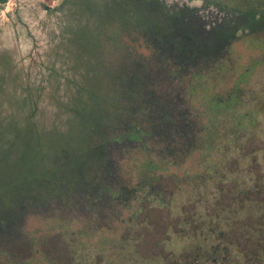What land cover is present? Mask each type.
<instances>
[{
	"label": "rangeland",
	"instance_id": "1",
	"mask_svg": "<svg viewBox=\"0 0 264 264\" xmlns=\"http://www.w3.org/2000/svg\"><path fill=\"white\" fill-rule=\"evenodd\" d=\"M80 1L0 0V55L10 58L2 66L15 79L0 92V117L23 97V126H36L45 141L43 129L61 133L77 120L64 101L80 83L89 87L84 77L95 76L90 86L102 97L122 95L97 98L108 109L107 117L93 116L96 127L104 120V134L93 131L83 144H99L101 162L95 149L83 166L78 155L94 147L79 153L70 136L73 152L58 149L54 158L43 156V167L32 164L37 172L60 167L30 174L23 189L37 187L33 198L13 206L0 198V264H264V25L242 28L244 10L264 0H157L147 7L154 25L164 22L163 35L138 26L139 16L100 15L107 0L83 17ZM171 9L186 10L202 41L221 26L239 28L215 53L181 61L164 39ZM104 22L105 44H93L98 67L86 57L71 61L70 34L100 33ZM143 127L147 134L137 137ZM89 132L84 126L79 136ZM5 146L13 149L8 140ZM15 154L0 157V188L25 180ZM205 167L212 171L206 178L193 174ZM218 241L228 253L211 247Z\"/></svg>",
	"mask_w": 264,
	"mask_h": 264
},
{
	"label": "trees",
	"instance_id": "2",
	"mask_svg": "<svg viewBox=\"0 0 264 264\" xmlns=\"http://www.w3.org/2000/svg\"><path fill=\"white\" fill-rule=\"evenodd\" d=\"M3 1H6V0H3ZM82 1L79 2L78 4L79 7H77V9H79L81 13H83L84 15L83 17H85L87 12L90 14L91 11H93V8H100L102 7V4H103V2L99 0H82ZM137 2L139 3V7L137 6ZM151 3L158 4L157 0H107L106 6L100 15H105L109 20L110 19L116 20L120 18L124 22L130 19L132 16H139L140 20L138 21V24H137L138 26L145 28V29L147 28H149L150 30L152 29L156 33L163 35V30H164L163 28H165L163 27L164 22L158 21V24L154 25L155 24L153 22L155 21L154 11H153L154 9L152 7L151 8L149 7L150 8V13H149V9L147 7V6H150ZM243 13L247 17L248 22L242 28L246 29V28H251L253 26L257 28L259 26L264 25V3H263V7H262V2H260V4L257 6L251 5L247 7ZM164 15H170L171 20L169 22L173 24V26L171 27L166 37H164V39H166L170 43L172 47L171 49H174V51L177 52V55L179 56L181 61L190 60V59L195 60L199 58L200 56H206L205 54L215 53L214 50H217L219 47H222L226 42L232 39V37L235 36V34L237 33L236 31H238V28H239L238 27L237 29L235 28L230 29L229 27H226V26H221L217 28L216 32L210 35L206 39L207 46L203 48L200 45L199 40L195 36L196 33L194 32L192 27L187 24V21L185 20L183 16L184 14H181V15H178L175 13L170 14V12L167 11V13ZM125 16L129 18L125 19L124 18ZM104 24L107 26L105 22L99 25L101 29L100 33L89 34L90 31H88L87 33H84V35L81 38L80 37L77 38V40L75 39L76 37L75 34L69 32V34L71 33L70 36L72 39L69 38L67 41L71 45V47L69 48V58L71 59V61L76 56L82 57V58L86 57V59H89L91 62L95 64L96 68L98 67L96 62L99 60V57L96 54L94 47L95 45L96 47H99L102 43H103V46L105 44V40L107 39L106 38L107 34L104 37L103 33L106 31L104 30L105 29ZM99 34H101L102 38L98 37ZM72 40L77 41L79 45H74ZM57 47L59 48V52H60L61 46H57ZM0 58L3 59V61L0 60V92H1L5 84H9L8 83L9 81L13 82L15 81V79L11 75L6 73V70L2 66L6 60L10 59L9 56L0 55ZM72 63L76 64L74 62ZM98 72L102 74V70L100 68ZM113 74H116V72H114ZM117 74H118L117 75L118 79L120 77H123L124 75L122 73L123 75L121 74L120 76L119 72ZM95 75H98L97 71ZM96 80L97 79H95V76L93 78H88V79L84 77L85 83H91L93 87H94L93 82H95ZM67 82L70 85V79H68ZM80 84L83 86H81V88L80 86L75 88L77 90L76 96L72 95L66 101H64L65 113L70 114L72 117H76L77 120L75 121V123L73 124L71 128H69V124L67 125V123H65L68 127L67 131L66 130L61 131V133H56L54 131L49 132L48 130L50 129H46L44 131L43 129L42 131H40V133H38V136H41L42 138H44L45 141H40L39 138L35 136V131L33 129H36V126L33 128L31 126H23L24 120L22 116L23 115L26 116V111L24 110L26 102L24 101L23 97L17 95V97L14 98L11 113L7 115L6 117H0V157L5 154L18 153L15 155H19L21 156V158L18 159L19 161L15 163V166L17 167L18 165H20L21 168H24V174H27L25 177V180L23 181V184L22 182L19 183L17 185L18 187L14 185L13 187L14 190L11 189L12 187L10 189L5 188L4 186L0 188V198L6 199L8 203L11 204L12 206L15 205L16 203H19L20 200H22L23 198L26 199L28 197H32V198L34 197L33 192L37 189V187L33 191L30 190L29 193H26V192L24 193L25 189H23L25 186V182H27L28 180L32 178L30 175L32 172L35 173L33 174V177H35L36 174L37 176L41 177L42 175H38V173L53 175V174H56L58 171H60L59 164L55 162H53V164L50 165V167H47L46 166L47 162H49L48 159L44 161V165L46 167L43 168L41 171L37 172V168H39V166L33 171L31 170L33 168L32 164H36L37 162H39L40 166L43 167L42 165L43 156H50V157L53 156L54 158V156L58 154V149L62 152V154H63V151L65 150H69L73 152L72 150L67 149L68 140L71 139L69 138L70 136L75 137L76 139V149L75 150L78 151L79 153L83 152L84 149H89V148L94 147L90 149V151L88 150L78 155L79 156L78 160L81 162V164H83V166H85V162H86V161H83L84 157L88 156V154L91 151L94 152L95 149H96L95 156H99V157L93 160H99V162H101V157L103 153V149L101 148V146L99 144H96L95 141L92 142V144L87 145V146H86V143L83 144L85 141H88L91 138V133L93 131H95L96 135H101L102 137L104 134L102 132V129L98 127L99 125H104V120L98 122L97 127H96L94 125L95 121L93 120V116L97 112H102V113H107L106 114V117H107L108 109H106L107 107L102 108L100 106L101 102L97 100V98H102V99L107 98V97L121 98L122 95L117 96L114 94L113 91H111L113 95L102 97L101 96L102 94H100L99 91H96L95 88L93 89L90 86L91 84L89 85V87H87V85L85 84H82V83ZM92 91H93V94L89 95V92H92ZM95 92L97 94H95ZM1 99L2 97L0 95V106L3 105ZM5 99L6 101H8V98H5ZM159 102L157 103L156 107H158V104L159 106L163 105L162 103H159ZM113 105L115 106L117 104H113ZM164 106H162L163 108H161V111L165 109ZM118 108L119 107L117 106L116 109ZM121 109L125 110L124 107H121ZM165 118H167V116ZM5 126H7L8 128L7 127L5 128ZM84 126H88L90 128V132L88 136L83 138L79 136V134L83 130ZM43 128H45V126H43ZM144 128L145 127L139 128V129L137 128V137L139 135L147 134L146 128L145 129ZM25 129H28V130L25 132L24 131ZM54 130L57 131L59 129H54ZM132 132H133V135L134 134L136 135V131L132 130ZM149 134H152V132H149ZM34 138L35 139L37 138V141H34ZM7 140H8V144L10 143V145L13 148L11 151L4 150V148L6 147L5 144L7 143ZM17 140L23 143L22 146H21V143L19 145V147L22 149L20 152L15 151V148L17 147L16 146ZM25 140H26V143H25ZM146 148L149 149V146H146ZM26 160L31 162L30 169H27L26 167ZM150 162L151 163H149V167L150 166L152 167L153 166L152 161ZM63 171L65 174L66 172L68 173L67 168ZM204 172L205 174L200 171L194 172L193 174L195 176H201V177L206 178L207 175H210L212 171L208 167H205ZM51 178H53V176H51ZM11 194L17 197L12 198L13 195ZM254 211H257V209H253L252 212ZM196 246L198 249L203 248L201 242L196 243ZM211 247L215 248L216 250L222 249L224 252L228 253V247L227 245H225V243H222V241H218V243L216 242V246L212 245Z\"/></svg>",
	"mask_w": 264,
	"mask_h": 264
},
{
	"label": "flooded vegetation",
	"instance_id": "3",
	"mask_svg": "<svg viewBox=\"0 0 264 264\" xmlns=\"http://www.w3.org/2000/svg\"><path fill=\"white\" fill-rule=\"evenodd\" d=\"M171 13L170 14H174V12H173V9H171ZM181 13L182 14H184V13H186V10H184V11H181ZM175 14H177V13H175ZM178 15H180L179 13H178ZM229 26H231V24H229ZM230 28V27H229ZM232 28V27H231ZM230 28V29H231ZM196 37H197V39L199 40V42H200V45L204 48V47H206L207 46V41H206V39L208 38V37H205L204 38V41H202L199 37H198V35H195Z\"/></svg>",
	"mask_w": 264,
	"mask_h": 264
}]
</instances>
